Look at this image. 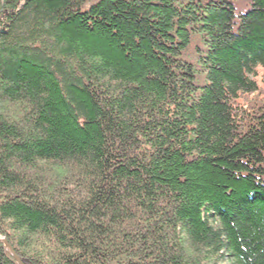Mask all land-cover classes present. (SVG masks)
<instances>
[{
    "label": "trees",
    "instance_id": "1",
    "mask_svg": "<svg viewBox=\"0 0 264 264\" xmlns=\"http://www.w3.org/2000/svg\"><path fill=\"white\" fill-rule=\"evenodd\" d=\"M259 73L264 0H0V264H264Z\"/></svg>",
    "mask_w": 264,
    "mask_h": 264
},
{
    "label": "rangeland",
    "instance_id": "2",
    "mask_svg": "<svg viewBox=\"0 0 264 264\" xmlns=\"http://www.w3.org/2000/svg\"><path fill=\"white\" fill-rule=\"evenodd\" d=\"M256 81H257V84H258V87L259 89H263L264 88V85L262 83V78H261V74L259 73V75L256 76ZM5 240L4 242L7 243L6 239L5 238H0V240ZM4 243V244H5ZM6 247H8V244L5 245Z\"/></svg>",
    "mask_w": 264,
    "mask_h": 264
},
{
    "label": "water",
    "instance_id": "3",
    "mask_svg": "<svg viewBox=\"0 0 264 264\" xmlns=\"http://www.w3.org/2000/svg\"><path fill=\"white\" fill-rule=\"evenodd\" d=\"M5 243V242H4ZM5 245H7V243H5ZM16 258V257H15Z\"/></svg>",
    "mask_w": 264,
    "mask_h": 264
}]
</instances>
